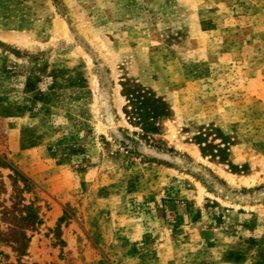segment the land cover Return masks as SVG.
I'll list each match as a JSON object with an SVG mask.
<instances>
[{"label":"rangeland","instance_id":"rangeland-1","mask_svg":"<svg viewBox=\"0 0 264 264\" xmlns=\"http://www.w3.org/2000/svg\"><path fill=\"white\" fill-rule=\"evenodd\" d=\"M0 264H264V0H0Z\"/></svg>","mask_w":264,"mask_h":264},{"label":"trees","instance_id":"trees-1","mask_svg":"<svg viewBox=\"0 0 264 264\" xmlns=\"http://www.w3.org/2000/svg\"><path fill=\"white\" fill-rule=\"evenodd\" d=\"M123 94L128 101L127 114L130 118L145 132L158 129L155 120L159 116L156 110H162L159 101L142 86L126 85Z\"/></svg>","mask_w":264,"mask_h":264}]
</instances>
